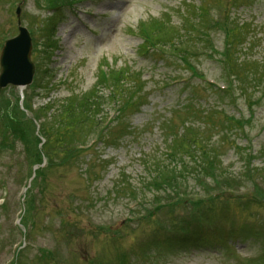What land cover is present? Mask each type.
<instances>
[{
	"label": "rangeland",
	"instance_id": "374dc122",
	"mask_svg": "<svg viewBox=\"0 0 264 264\" xmlns=\"http://www.w3.org/2000/svg\"><path fill=\"white\" fill-rule=\"evenodd\" d=\"M18 3L0 264H264V0H0V48Z\"/></svg>",
	"mask_w": 264,
	"mask_h": 264
},
{
	"label": "water",
	"instance_id": "95a60500",
	"mask_svg": "<svg viewBox=\"0 0 264 264\" xmlns=\"http://www.w3.org/2000/svg\"><path fill=\"white\" fill-rule=\"evenodd\" d=\"M19 30V35L7 40L1 51L0 86L8 82L26 84L31 80L33 64L29 59V36L24 28L19 27Z\"/></svg>",
	"mask_w": 264,
	"mask_h": 264
},
{
	"label": "trees",
	"instance_id": "16d2710c",
	"mask_svg": "<svg viewBox=\"0 0 264 264\" xmlns=\"http://www.w3.org/2000/svg\"><path fill=\"white\" fill-rule=\"evenodd\" d=\"M74 0H55V2L57 3V4H61V6H66V5H68V3H72ZM56 4V5H57ZM226 61V57L224 56V62ZM92 104V103H91Z\"/></svg>",
	"mask_w": 264,
	"mask_h": 264
}]
</instances>
